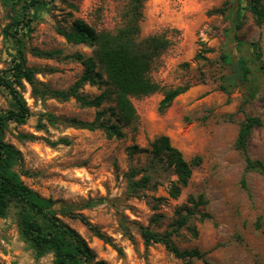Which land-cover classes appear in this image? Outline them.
Listing matches in <instances>:
<instances>
[{
    "label": "rangeland",
    "instance_id": "1",
    "mask_svg": "<svg viewBox=\"0 0 264 264\" xmlns=\"http://www.w3.org/2000/svg\"><path fill=\"white\" fill-rule=\"evenodd\" d=\"M0 0V69L9 64L13 54L12 41L5 38L3 28L22 3ZM128 0H41L30 7L31 22L21 31L27 64L39 68L37 79L52 89H66L81 74L82 66L67 56L80 53L92 55V48L67 42L57 27L69 28L74 19H81L96 30L113 31L122 24L121 14ZM229 0H145L141 36L165 33L171 40L168 50L152 71L159 88L154 93L132 98L138 114L135 128L125 127L122 139L107 138L100 130L89 131L69 125L76 118L91 121L94 108H82L75 100L54 98L34 99L25 85L23 96L30 109L25 124L9 125L6 140L19 149L23 168L29 172L22 181L41 196L64 203L78 204L86 200L116 198V206L98 202L80 210L113 245L93 235L77 219L59 217L75 229L86 241L95 260L104 264H202L178 259L161 244L144 247L135 224L128 233L120 226V219L133 221L163 232L174 225L177 211L190 206V198L202 196L199 213L173 235L180 249L197 248L206 253L214 264H264V231L254 223L264 216V177L257 172H245L243 156L234 148L239 122L243 114L238 107L249 90L255 96L243 106L246 115H256L262 124L255 127L248 140V153L264 163V75L259 73L255 86L236 84L222 91L221 76L230 68L221 63L220 55L228 45L226 18L208 11L223 6ZM264 5V0H263ZM22 12V11H21ZM33 12L34 15H33ZM243 25L237 31L239 40L246 42L242 51L232 43L231 54L250 55L251 43H257L264 60V24H257L247 8L241 10ZM36 48L58 50L53 58L31 54ZM187 89L174 98L164 111L158 109L163 93L171 88ZM250 91V92H251ZM83 94L93 97L99 90L85 85ZM4 93L0 94V110L7 107ZM110 104L103 103L101 107ZM41 125L39 127V125ZM33 134L35 140H19L15 134ZM167 135L171 143L190 161L199 157L188 185L180 195L168 197V171L155 174V189L145 190L139 198H124V174L132 165L143 166L149 160L146 153L130 157L126 148L132 144L148 148L158 135ZM60 138L68 144L52 145ZM244 178V185L241 180ZM154 179V180H155ZM184 213V211H182ZM52 254L35 258L32 248L21 238L16 223L15 209L0 219L1 264H53Z\"/></svg>",
    "mask_w": 264,
    "mask_h": 264
},
{
    "label": "trees",
    "instance_id": "2",
    "mask_svg": "<svg viewBox=\"0 0 264 264\" xmlns=\"http://www.w3.org/2000/svg\"><path fill=\"white\" fill-rule=\"evenodd\" d=\"M22 3V10L15 12L3 28V35L13 43V54L9 64L0 69V94L7 97V107L0 110V219L6 217L9 209H15L16 223L19 234L33 250L35 258L52 254L53 264H104L95 260L93 251L84 238L60 217L77 219L85 225L94 236L110 245L112 241L104 235L88 218L80 212L91 208L100 202H109L116 206V198H101L97 201L86 200L78 204L64 203L50 197L41 196L28 187L21 179L28 175L23 168V156L19 149L6 140L9 125L25 124L30 117V109L23 96L25 85L30 88L34 99L44 100L54 98L59 101L73 99L82 108H94L95 115L91 121L76 118L68 120L69 125L89 131L100 130L109 139L125 137V127L138 121V114L132 103V98H141L158 90L159 84L153 78L152 71L161 56L171 45L170 38L165 33L140 35L139 21L142 19V7L145 0H128L121 14L122 24L115 30H96L81 19H74L69 28L57 27V32L69 43L82 44L92 48V55L83 56L80 53L67 56L76 60L82 66L80 76L66 89H52L37 79L39 68L29 66L23 42L24 29L31 31V17L27 10L41 0H14ZM247 8L257 24H264L263 0H229L227 5L213 8L210 14H219L226 18L229 27L225 30L228 38L227 49L221 53V63L230 68V74L222 75L223 92L228 93L229 87L236 84L255 86L259 73L264 75V60L257 43H251L250 55H240L236 59L230 52L232 43L238 51H242L246 42L239 40L237 31L243 25L241 10ZM22 11V12H21ZM35 12H33L34 15ZM31 54L42 58H53L60 52L43 51L36 48ZM85 85L95 86L99 92L89 97L82 92ZM186 86L171 88L163 93L158 109L164 112L175 97L183 93ZM244 96L238 107L243 114L239 122L234 148L243 156L244 171L257 172L264 177V163L253 159L248 153V140L252 130L262 124L256 115H246L243 106L254 98L256 90ZM103 103L110 104L101 107ZM39 125V124H38ZM41 125H39L40 127ZM19 140H35L33 134L19 132L15 134ZM68 144L67 138H60L52 145ZM132 157L138 153L149 155L148 162L143 166L132 165L124 174L126 188L124 198H139L145 190L155 189L157 180L155 174L168 171L174 178L169 181L167 195L177 198L182 189L188 185L193 168L199 164V157L187 161L182 152L175 147L167 135L161 134L149 142V147L132 144L126 148ZM155 179V180H154ZM244 185V178L241 180ZM191 205L177 211V218L169 230L158 232L133 221L120 219V226L128 233L130 224H135L145 248L153 243L161 244L174 257L190 262L201 260L202 264H214L206 257V253L193 249H180L172 240L179 229L186 226L189 220L199 213V205L204 203L203 197L189 199ZM184 211V213L182 212ZM209 218L206 213H199L198 219ZM130 223V224H129ZM256 229L264 231V216L254 223ZM1 264V263H0Z\"/></svg>",
    "mask_w": 264,
    "mask_h": 264
}]
</instances>
